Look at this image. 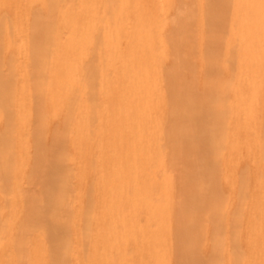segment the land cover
Segmentation results:
<instances>
[{
	"label": "bare ground",
	"instance_id": "1",
	"mask_svg": "<svg viewBox=\"0 0 264 264\" xmlns=\"http://www.w3.org/2000/svg\"><path fill=\"white\" fill-rule=\"evenodd\" d=\"M0 264H264V0H0Z\"/></svg>",
	"mask_w": 264,
	"mask_h": 264
}]
</instances>
